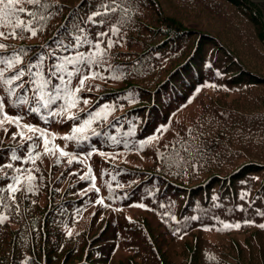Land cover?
I'll list each match as a JSON object with an SVG mask.
<instances>
[{
    "label": "trees",
    "instance_id": "trees-1",
    "mask_svg": "<svg viewBox=\"0 0 264 264\" xmlns=\"http://www.w3.org/2000/svg\"><path fill=\"white\" fill-rule=\"evenodd\" d=\"M25 7L0 16V264H264V0Z\"/></svg>",
    "mask_w": 264,
    "mask_h": 264
},
{
    "label": "snow or ice",
    "instance_id": "snow-or-ice-1",
    "mask_svg": "<svg viewBox=\"0 0 264 264\" xmlns=\"http://www.w3.org/2000/svg\"><path fill=\"white\" fill-rule=\"evenodd\" d=\"M39 5L41 4V0H0V16L3 17H8L10 15H18L21 13H27L29 16H35V13H32L29 11V9L27 7H25V5ZM100 13H94L93 15H99ZM41 19H43V17H41ZM6 26L5 23L0 22V27H4ZM22 29V30H28L31 32V34L34 36L37 34V30L35 28L32 27L31 22H26L23 19L18 20L15 24L12 25V31L10 33H8L9 35H16V29ZM5 35V33L0 32V36ZM100 35H106V33H100ZM6 46L4 44H0V48H5ZM17 62H18V58H17ZM71 63V61H69ZM0 63H5V61L2 59V57H0ZM8 64L9 67L13 66V61H7L6 62ZM34 67H36L34 65ZM51 71V69L49 70ZM82 72L80 69H73V71H71L69 73V75L72 76H77V75H81ZM4 75L3 70H0V77H2ZM95 75V74H94ZM24 76V72L22 70L17 71L16 74L6 80H3V83L5 85H12L13 81H19L21 80V77ZM90 77L88 76H83L82 79L80 80V86L76 89V92H80L83 89V86L85 84V81L87 79H89ZM61 79H63V77H61ZM16 87L22 88L23 84H17ZM10 95L16 96L17 94L15 93V91L12 88L8 89ZM37 96L36 99V104L37 105H41L44 108H48L51 102V96H48L46 98V95L43 93H40L39 91L35 94ZM58 98V97H57ZM86 102V101H85ZM25 103H29V101L25 98H23L22 96H17L16 100L13 101V106L19 105V104H25ZM71 107H76V102L73 101L72 104L69 106ZM32 112H38L40 110V107H31L29 109ZM65 110L61 109L57 112H50L49 115L52 116H56V115H61ZM0 125H3L6 122H13V123H18L22 118L20 116H10L5 112V103H4V97L0 96ZM70 119H75L76 117L73 115H69ZM91 121H86V124H90ZM23 128L28 129L29 131H33L36 133L40 134V138H42L44 140L45 143V152H49L52 151V154H55V146L53 147V149H49L47 147L49 140L48 137L50 135L54 136L55 134H50L45 132V130L37 128L35 126H30L27 124L22 125ZM84 127H76L74 129L75 133H83L84 132ZM15 135V134H14ZM20 135H23V133H20ZM66 139H73L75 137L73 136H67L65 137ZM28 140H32L33 137L29 136L27 137ZM152 138H149V140H151ZM60 155L61 156H68L70 155L67 152H64L62 149L60 150ZM17 157H13V159H16ZM32 157L29 156V159H31ZM37 158H39V154H37ZM35 162V161H33ZM72 161L70 160L69 163H71ZM7 167H12L11 164L7 165ZM8 188L11 189V191L14 193L17 191V189L15 187H13V185H8ZM2 219V218H0ZM226 228L228 227H233V225L230 224H225L224 225ZM235 227H240L239 224L234 225ZM262 227H264V225H262Z\"/></svg>",
    "mask_w": 264,
    "mask_h": 264
}]
</instances>
